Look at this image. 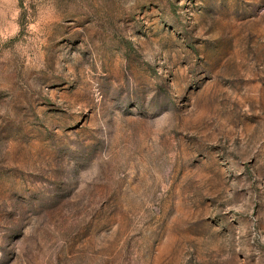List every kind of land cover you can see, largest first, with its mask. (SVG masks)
<instances>
[{
	"label": "rangeland",
	"instance_id": "1",
	"mask_svg": "<svg viewBox=\"0 0 264 264\" xmlns=\"http://www.w3.org/2000/svg\"><path fill=\"white\" fill-rule=\"evenodd\" d=\"M0 264H264V0H0Z\"/></svg>",
	"mask_w": 264,
	"mask_h": 264
}]
</instances>
